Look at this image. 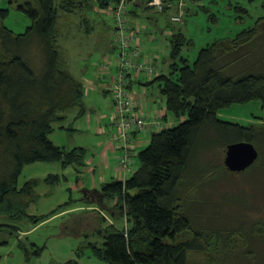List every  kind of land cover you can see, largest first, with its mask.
<instances>
[{"label": "trees", "instance_id": "obj_1", "mask_svg": "<svg viewBox=\"0 0 264 264\" xmlns=\"http://www.w3.org/2000/svg\"><path fill=\"white\" fill-rule=\"evenodd\" d=\"M58 1L11 0L31 21L23 33L5 26L10 10L0 9V232H19L17 226L2 222L4 218L18 221L32 217L27 209L38 200L39 180L18 186L25 165L59 161L65 167L80 169L85 163L83 147L68 149L50 139L55 123L81 106L85 95L84 84L66 68L59 44L65 34L62 24L66 13L80 12L82 17L74 24L86 25V36L96 25L92 27L82 12L94 11L101 19L96 21L100 22L98 27L112 30L97 14L118 0ZM263 23L264 16L254 28L241 31L234 39L209 44L193 63L182 55L191 41L181 31L172 32L170 71L151 83L159 84L166 99L165 119L178 124L152 132L149 144L137 155L139 167L130 177L104 183L83 198L106 210L114 220L126 221V226L119 228L106 225V216H100L96 232L104 244L95 245L94 254L107 264H234L235 254L248 245L245 235L241 239L237 230L199 225L192 219L189 200L198 188L187 192V197L183 192L193 158L199 153L216 145L261 141L264 136V123L245 126L219 118L223 109L235 103L259 100L264 109V71L226 72L239 59L235 54L240 48L262 33ZM231 57L233 62H226ZM218 134L225 137L220 145L215 141ZM216 166L228 171L226 165ZM215 173L210 170L212 176ZM60 180L59 175L45 178L51 184ZM255 231L264 236V222ZM247 254L242 250V257Z\"/></svg>", "mask_w": 264, "mask_h": 264}, {"label": "rangeland", "instance_id": "obj_2", "mask_svg": "<svg viewBox=\"0 0 264 264\" xmlns=\"http://www.w3.org/2000/svg\"><path fill=\"white\" fill-rule=\"evenodd\" d=\"M60 2L62 0L57 4ZM185 2L184 17L181 22L171 21L170 16L174 14L173 11L159 13L147 8L142 11L139 23L129 19L132 26L140 28L138 36L143 45L141 49L152 52L153 56L159 55L158 63L162 68L167 60H170V36L173 31L183 32L191 41L183 48L182 55L193 63L202 48L223 39H234L241 31L254 28L259 18L264 16V0H185ZM0 9L10 10L9 16L4 20L6 27L16 33L26 31L30 19L24 12L15 8L11 0H0ZM83 14L91 20L92 27L96 25L93 31L85 37L86 25L74 24H78L76 21L79 20L81 13L73 15L66 13L67 19L62 24L65 34L60 38L59 44L66 57V68L84 82V78L90 81L96 79L94 75L105 62L107 50L112 46L110 40L114 37V33L98 27L100 22L96 21L101 19L94 11H84ZM101 18L111 27L115 26L111 17ZM78 33L83 34L82 44H77V40L73 39ZM235 55L239 56V59L226 69L227 73L264 71V23L258 38L240 48ZM233 60L234 57L227 58L226 62ZM84 85L87 89V82H84ZM144 88L141 87V91ZM147 88L148 102L150 98L160 95L158 86ZM100 90L98 88L90 90L89 97L85 98L89 107L87 116L76 120L83 127L87 126L86 120L89 115L98 118L99 113L103 112L109 117L114 112L110 96H99L97 92ZM135 90L139 88L135 87ZM94 105L98 108L92 110L90 106L94 107ZM73 117L74 114L71 113L67 125ZM219 118L245 126L260 124L264 123V109L259 100L235 103L223 109ZM176 124H178L176 120H171L167 127ZM59 125V122L55 123V129L51 133L56 143L70 146L76 142L86 145L89 147V153H94L92 152L96 138L94 130H85L76 134L75 131L62 129ZM114 130L117 131L116 128H113ZM262 137L261 141L253 142L260 154L256 164L251 168L243 172L222 171L216 165H225L227 147L216 145L193 158V170L190 171L184 186L185 196L198 188L189 200L192 219L199 225H206L205 228L210 229H217L219 226L231 228L237 230L236 233L241 239H244L242 234L245 235L248 245L242 246L235 254L234 264H264V236L255 231V227L264 222V136ZM224 140L225 137L219 134L215 137L219 145ZM147 145L138 149L137 155ZM134 161V166L138 168V158ZM76 168L78 167L75 165L65 167L59 161H39L25 165L18 179V186L23 187L31 179L39 180L36 187L38 200L32 202L27 209L32 217L27 216L18 221H9L5 218L1 220L17 226L19 232L14 234L8 231L0 232V264H107L94 254V246L103 247L104 244V239L96 232L101 225L100 216H106V225L110 223L122 228L126 223L125 220H114L106 210H101L98 206L97 210H85L88 206L83 200L85 190L73 188L76 185L74 181L78 175H81L79 177L86 188L94 187L92 179L90 181V174L84 169L79 174ZM210 170L216 171L215 176L210 174ZM50 175H59L60 182L51 184L45 181ZM68 202L70 204L65 206ZM112 204L109 202V205ZM81 207L83 209H80ZM64 209L66 211L74 209V211L56 213ZM37 218L40 220L37 221ZM23 245L26 246V251ZM242 250L248 251V254L242 257Z\"/></svg>", "mask_w": 264, "mask_h": 264}, {"label": "crops", "instance_id": "obj_3", "mask_svg": "<svg viewBox=\"0 0 264 264\" xmlns=\"http://www.w3.org/2000/svg\"><path fill=\"white\" fill-rule=\"evenodd\" d=\"M140 2H133L131 9H130V18L133 19L134 23H139V18L143 14L142 11L146 10V6L141 4ZM149 9V8H147ZM99 17H111V15L108 12H105V10H99V13L97 14ZM138 21V22H137ZM131 22V21H130ZM31 24V21H30ZM108 24V23H107ZM110 27V25H108ZM135 27V26H134ZM112 27L111 32L114 33V37L110 40V45L111 48H109L108 54L106 55V58L111 57L112 55L114 56L117 52V47H116V41H115V31ZM140 29V28H139ZM140 34V30H139ZM138 34V35H139ZM137 35V36H138ZM82 33H78L75 35L73 39L77 40V44H82ZM86 37V36H85ZM138 43L141 46V39L140 36L138 37ZM143 47V45H142ZM142 55L144 58H147L152 64H154L157 68L159 65L158 59L160 58L159 55H154L152 52L144 51L142 50ZM170 63L171 60H167V62L164 64V67L162 68L160 66L159 71L157 74H154L153 76H149L146 72H141L136 75H132L130 77V83H129V90L133 94L134 98L136 99L137 102V110L140 113H143L146 117L148 118H157L160 121H163L164 124L168 123L169 121L173 120H166L165 116L167 114V109H166V99L162 95L159 84L157 82L151 83L158 75L161 74H167L170 71ZM114 67V72H112V68ZM117 72V66L115 64L109 65L108 69L102 70V67L98 69L97 74L94 75L96 79H93V81H90L88 78H84L85 81L87 82L88 86L87 89L85 88V95H84V100L83 104L81 106H78L71 111L66 113V118L59 122L60 123V128L62 129H69V131H75V133H83L85 130L91 131L94 130V133L96 135L95 138V145L92 147V152L94 153H89V147L86 145H82L79 143H74V145H61L60 143H56L54 141V138L50 134V139L59 146L62 147H68V149H73L76 147H83L86 151V156H85V163L82 165L81 170L76 168V171H79V174L82 173V170L84 169L88 174H90V181L92 179V186L94 188H86L85 183L82 181V179L79 177L81 175H78L77 178L75 179L74 183L76 185L73 186L76 188H82L85 190L84 192L87 193V191L93 190V189H100L102 185L106 182H110L113 180H125L128 177H130L136 170L137 167L134 166L135 159L138 158L137 154L135 153V156L133 158V167L131 170L126 169L123 164H122V151L117 149L115 147V137L117 131H113V128L117 129V125L115 123L114 117H115V112H116V106L115 103L112 99L111 93H110V87L113 83V80L115 78ZM108 79V81H106ZM81 81V80H80ZM83 84L84 82L81 81ZM158 86L159 93L160 95L158 97H152L149 99V102L146 99V91L148 90V86ZM85 87V85H84ZM135 87H138L139 90H135ZM141 87H145L141 91ZM101 89L97 93H99V96L105 97L106 95H109L111 98V104L114 107V112L108 117L107 114L102 112L101 114L99 113L98 118L88 116L86 120V125L85 127L82 126L79 122L77 123V119L79 117L85 118L87 115V111L89 109L87 102L85 100L86 97H89L90 90L92 89ZM92 110L98 108L96 105L94 107L90 106ZM71 113L74 114V117L72 121L67 125V122L71 119ZM67 120V121H66ZM66 121V122H65ZM76 123H75V122ZM118 130V129H117ZM156 131L154 128H149L148 130L144 132H139L134 135L133 139V144L136 146V150L138 152V149L141 147H144L146 144H149L151 134L152 132ZM116 132V133H115ZM109 178V179H108ZM95 179V181H93ZM97 179V181H96ZM72 188V190H73ZM71 192V188H69ZM88 206L85 208V210H97V206L95 204H90L87 203ZM79 209V208H77ZM80 209H83L81 207ZM68 211H74V209H69L65 210L64 212ZM63 213V212H62ZM93 213V212H92ZM126 223V221H125ZM19 231V229H18Z\"/></svg>", "mask_w": 264, "mask_h": 264}, {"label": "built area", "instance_id": "obj_4", "mask_svg": "<svg viewBox=\"0 0 264 264\" xmlns=\"http://www.w3.org/2000/svg\"><path fill=\"white\" fill-rule=\"evenodd\" d=\"M133 2H142L144 6L159 13L174 12L171 15L172 22H181L186 7L185 0H118L105 10L111 15L115 26V41L117 52L113 57L105 59L102 70L115 64L117 72L110 87V93L116 106L115 123L117 133L115 147L122 151V164L131 170L133 158L137 154L133 144L134 135L144 132L149 128L161 130L167 127L157 118H148L137 110V102L129 90L130 77L146 72L149 76L157 74L159 69L142 55L141 46L138 43L139 27L130 24L129 12Z\"/></svg>", "mask_w": 264, "mask_h": 264}, {"label": "water", "instance_id": "obj_5", "mask_svg": "<svg viewBox=\"0 0 264 264\" xmlns=\"http://www.w3.org/2000/svg\"><path fill=\"white\" fill-rule=\"evenodd\" d=\"M259 154L253 142H235L227 146L224 163L231 172H243L258 160Z\"/></svg>", "mask_w": 264, "mask_h": 264}]
</instances>
